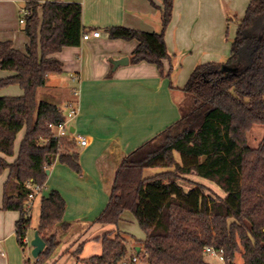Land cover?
I'll return each mask as SVG.
<instances>
[{"label":"trees","instance_id":"16d2710c","mask_svg":"<svg viewBox=\"0 0 264 264\" xmlns=\"http://www.w3.org/2000/svg\"><path fill=\"white\" fill-rule=\"evenodd\" d=\"M24 1L26 51L12 41H0V68L13 73L0 79V88L16 83L24 91L21 96H0V175L8 170L0 209L19 212L16 235L23 248L31 224L28 181L44 186L47 170L56 161L81 172L77 142L56 136L51 127L66 114L57 102L39 95L49 75L62 72L58 60L46 58L48 51L79 45L87 30L76 3ZM150 2L161 12L159 31L125 26L106 30L110 38L137 41L131 63L155 64L164 75V62L171 61L165 34L174 0ZM234 18L236 14L226 11L228 23ZM172 73L171 67L167 76L172 78ZM181 90L180 119L130 152L118 167L109 201L95 220L112 228L98 236L102 250L83 259L84 264H122L133 256L146 264H211L206 246L222 249L227 264H236L238 254L242 264H264V140L257 147L247 141L254 125H264V0H250L237 18L229 56L196 65ZM22 129L17 156L9 161ZM147 168L164 170L145 176ZM186 175L214 182L225 196ZM184 180L192 184L187 190ZM66 207L56 189L40 195L36 230L46 246L35 264L51 256L59 233L69 229ZM125 211L133 213L145 232L140 251L129 246L127 233L119 227ZM82 248L83 243L77 251Z\"/></svg>","mask_w":264,"mask_h":264},{"label":"crops","instance_id":"0c3cea01","mask_svg":"<svg viewBox=\"0 0 264 264\" xmlns=\"http://www.w3.org/2000/svg\"><path fill=\"white\" fill-rule=\"evenodd\" d=\"M64 2L78 4L84 27L100 30L101 34L87 40L81 36L79 45L52 48L46 55L47 59L58 60L62 68L61 73L50 74L48 82L53 75L65 73L75 82L66 91L69 95L64 106L74 102L78 109L68 126L69 130L74 128L75 134L86 136L89 143L77 144L81 172L59 161L48 169L43 194L53 189L60 191L67 203L64 221L70 226L66 232L59 233V244L44 264H56L82 242L84 246L87 241L96 240L101 245L98 236L112 226L95 220L109 201L118 167L130 152L180 119V102L184 98L181 89L195 66L223 59L230 53V44L224 40V2L244 13L250 0H174L172 19L165 34L171 61L164 62V75L155 64L131 63L137 41L110 38L106 30L125 26L159 31L161 12L150 0ZM155 2L162 5L163 0ZM86 22L99 25L90 27ZM28 41L27 37L26 46ZM125 56L129 57V63L113 69L112 61ZM171 67L173 73L169 78ZM12 74L10 71L9 76ZM67 112L66 107L64 113ZM19 215L18 211L0 209V238L4 240L5 252L0 253V264H22L16 235ZM36 227L30 224L32 234L26 236L28 245Z\"/></svg>","mask_w":264,"mask_h":264},{"label":"rangeland","instance_id":"374dc122","mask_svg":"<svg viewBox=\"0 0 264 264\" xmlns=\"http://www.w3.org/2000/svg\"><path fill=\"white\" fill-rule=\"evenodd\" d=\"M53 0H40V2L46 3ZM67 1V0H64ZM68 1H80V0H68ZM225 10L231 15H237L239 19L244 13L240 12V10L232 9L228 2H224ZM25 2L24 0H0V41H12V43L21 51H26V41L27 35L23 30L25 24L20 23V19H25ZM245 12V11H244ZM42 15V9L39 8V16ZM91 16V15H90ZM237 18L233 19L229 23L226 20V26L224 31V40L230 44V52H231V41L233 40L236 31H237ZM89 20L93 21V18ZM86 22L87 26H98L99 24H91ZM102 27V26H101ZM260 24L257 25L256 31L258 33L261 32L259 28ZM89 29V28H88ZM230 54V53H229ZM229 54L227 56H229ZM227 56H224L225 58ZM224 58V59H225ZM243 65V62L233 67V71H238ZM10 74L9 70L1 69L0 68V79L8 77ZM75 85V82L68 77V74H61V75H53L51 80L48 82L47 87L43 89L39 95V99L42 97H47L58 103L60 108L63 111L66 110L64 106L66 103L67 95H69L66 91ZM56 86V87H55ZM59 88V90H57ZM23 89L19 84H10L5 87L0 88V96H21L23 95ZM73 96H75L73 94ZM25 134V129H22L18 135L15 142V154L12 157H8L9 161H13L18 153L19 144L21 139ZM264 140V125L256 124L254 127L247 133V141L250 146L257 147L259 146L262 141ZM164 170V168H147L144 171L145 176L154 175L157 172ZM8 170L4 171L0 175V203H2L3 199V184L7 178ZM188 178L191 179L192 182L202 183L207 185L211 191L215 194L225 196V192L222 191L214 182L207 180L203 177L196 176V175H186ZM183 186L187 190L189 189L192 184L189 181H183ZM210 192V191H209ZM39 220V199L37 198L35 201V205L32 209V218H31V225L36 226ZM119 227L122 231L127 233L129 246L134 247L139 242L145 239V232L140 227L136 217L130 211H125L123 219L119 223ZM32 234V230L29 228L27 231V235L30 236ZM84 244V242H82ZM20 249L22 264H27L31 262L33 264L36 263L35 257H33L31 253V245H27L24 248L18 245ZM72 250L71 252H67L63 258L56 264H84L83 259L88 256L98 254L101 251V245L97 243L96 240L87 241L83 248L80 251ZM79 258L77 261L76 259ZM206 260L211 264H224L219 258L212 256L210 254H206ZM242 257L240 254L236 256L235 263L242 264ZM46 262V261H45ZM43 262L42 264H44ZM138 264H146L140 259Z\"/></svg>","mask_w":264,"mask_h":264},{"label":"built area","instance_id":"2783aa9c","mask_svg":"<svg viewBox=\"0 0 264 264\" xmlns=\"http://www.w3.org/2000/svg\"><path fill=\"white\" fill-rule=\"evenodd\" d=\"M24 12L26 13V10H24ZM20 23H24V18L20 19ZM101 34L100 30H85L82 33V38L84 40L90 39L92 37H99ZM74 95H76V93H74ZM67 109L68 112L66 113V117L65 120L58 124V125H51V127L54 129L56 136H69L73 139H75V141L77 142L78 145L81 146H87L88 145V138L86 136L80 135V134H75L72 133L69 130V126H68V122L71 118H73L76 114H77V107L74 104V102H69L67 104ZM28 186L29 188H31V192L28 195V199H27V204H26V210L28 215L32 216V209L35 205V201L36 199L42 194L43 192V186L38 185V184H34L31 180L28 181ZM3 239L0 238V253L4 254V245H3ZM25 244H29V241L27 238L24 239ZM204 251L207 254H210L212 256H215L217 258H219L224 264H227L226 258L224 256V252L222 249H216L214 247L211 246H206L204 247ZM140 262V258L137 256H133L130 259L124 260L122 262V264H138ZM27 264H33L31 262H28Z\"/></svg>","mask_w":264,"mask_h":264},{"label":"water","instance_id":"95a60500","mask_svg":"<svg viewBox=\"0 0 264 264\" xmlns=\"http://www.w3.org/2000/svg\"><path fill=\"white\" fill-rule=\"evenodd\" d=\"M129 63V57L125 56L116 60L112 61L113 64V69L117 68L118 66L121 65H126ZM72 133H74V128H71L70 130ZM47 173H49V170H47ZM30 245L32 247L31 253L33 257L38 258L39 255L43 252L46 243L43 240V238L40 236L39 232L36 230L34 232V236L31 239ZM137 250L140 251V247H137Z\"/></svg>","mask_w":264,"mask_h":264}]
</instances>
